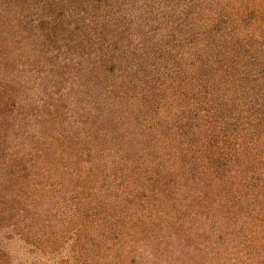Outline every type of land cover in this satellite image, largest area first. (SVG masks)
Instances as JSON below:
<instances>
[{
  "label": "rangeland",
  "instance_id": "rangeland-1",
  "mask_svg": "<svg viewBox=\"0 0 264 264\" xmlns=\"http://www.w3.org/2000/svg\"><path fill=\"white\" fill-rule=\"evenodd\" d=\"M250 2L0 0V264L200 257L218 204L174 192L193 147L164 152L201 155L204 130L242 144L218 96L251 74L264 100L262 49L229 55L232 16L262 19Z\"/></svg>",
  "mask_w": 264,
  "mask_h": 264
},
{
  "label": "trees",
  "instance_id": "trees-1",
  "mask_svg": "<svg viewBox=\"0 0 264 264\" xmlns=\"http://www.w3.org/2000/svg\"><path fill=\"white\" fill-rule=\"evenodd\" d=\"M250 1L253 6L252 16L259 13L262 19L252 24L253 19L250 18L249 13L241 17L232 16L230 23L235 28L228 29V37H232L233 40L237 34L233 49L236 52L229 54L233 55L234 61L235 57L247 58L249 55L243 54H248V51L254 54L262 49L264 52V0ZM242 20L246 29L237 30L238 25L243 27ZM250 26L252 29L246 32L247 27ZM257 32L259 35L256 34ZM224 75L228 76L231 87L230 90L219 92L218 100L228 103V108L225 110L227 121L233 119L244 121L242 127L247 130L245 132L242 128L243 131L239 132L242 136L240 147L236 144L238 140L233 141L232 148L231 140L225 135L218 138L211 130L210 132L204 130L201 135L207 140L209 149L204 148L201 155V146H197L196 149L195 141H191L192 139L184 140L177 144L178 147L169 148L164 152L166 155L167 152L179 150L188 154L190 146L193 147L190 156H183L178 161L189 168L177 172L172 170L177 175L183 174L179 183L171 181L172 186L176 183L174 192L186 188V192H182L184 197L202 192L199 200L190 197L194 201L193 205L196 202H204L207 205L209 201L218 204L219 212L215 215L220 216L217 218L220 225L217 228L212 227L217 230L215 233L218 237L214 240L213 237L212 240L204 239L198 258L196 249L190 248L186 264H264V100L262 98L260 102L259 96L252 99L253 94L249 98L248 92L253 84L251 74H242L237 78L227 73ZM260 77L264 79V74ZM231 79L237 86L232 85ZM186 133L188 137L191 136L190 133ZM164 139L161 141L157 139L156 143L174 141H169V138ZM184 142L185 149L182 148ZM178 162L176 164H179ZM171 165L170 167H173L174 164ZM188 200L185 202L187 203Z\"/></svg>",
  "mask_w": 264,
  "mask_h": 264
}]
</instances>
